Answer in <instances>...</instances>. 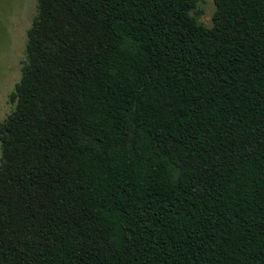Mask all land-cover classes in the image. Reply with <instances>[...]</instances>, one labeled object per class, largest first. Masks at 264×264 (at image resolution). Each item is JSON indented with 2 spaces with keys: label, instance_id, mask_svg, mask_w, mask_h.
Here are the masks:
<instances>
[{
  "label": "trees",
  "instance_id": "trees-1",
  "mask_svg": "<svg viewBox=\"0 0 264 264\" xmlns=\"http://www.w3.org/2000/svg\"><path fill=\"white\" fill-rule=\"evenodd\" d=\"M34 1L0 264H264V0Z\"/></svg>",
  "mask_w": 264,
  "mask_h": 264
},
{
  "label": "rangeland",
  "instance_id": "rangeland-1",
  "mask_svg": "<svg viewBox=\"0 0 264 264\" xmlns=\"http://www.w3.org/2000/svg\"><path fill=\"white\" fill-rule=\"evenodd\" d=\"M214 11L213 0H197L193 14L201 24L210 27ZM34 14V0H0V122L11 112L8 97L20 80L26 31Z\"/></svg>",
  "mask_w": 264,
  "mask_h": 264
}]
</instances>
